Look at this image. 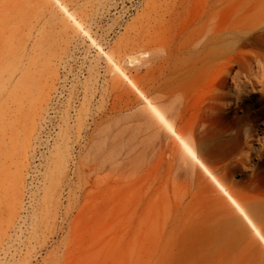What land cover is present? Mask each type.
<instances>
[{
  "label": "rangeland",
  "instance_id": "374dc122",
  "mask_svg": "<svg viewBox=\"0 0 264 264\" xmlns=\"http://www.w3.org/2000/svg\"><path fill=\"white\" fill-rule=\"evenodd\" d=\"M59 2L89 36L55 0H0V264H264L137 91L264 238V0Z\"/></svg>",
  "mask_w": 264,
  "mask_h": 264
},
{
  "label": "bare ground",
  "instance_id": "6f19581e",
  "mask_svg": "<svg viewBox=\"0 0 264 264\" xmlns=\"http://www.w3.org/2000/svg\"><path fill=\"white\" fill-rule=\"evenodd\" d=\"M61 7V9L64 11L66 17L68 20L72 21V23L79 27L80 29H82L84 31V29L82 28L80 19L72 12H70L65 5H62L59 0H55ZM84 33H87V31L85 30ZM89 36V35H88ZM89 38V37H88ZM91 40V38H90ZM93 42V41H92ZM42 46H46L48 47V45H50V36L44 40H42ZM11 49V48H9ZM16 50L18 52H20V49L16 48ZM15 49H13L12 51H7L5 57L2 58H6L7 55H11L10 59H13L15 56ZM145 54V53H144ZM107 56V55H106ZM1 58V59H2ZM109 59V61L111 60L108 56L106 57ZM138 59V58H137ZM131 61V60H130ZM31 64L34 67H39L41 66L40 63H37L35 61L31 62ZM114 67L117 68V70L124 76L125 74L121 71V69H119V67L114 64ZM41 71L37 70H31L28 68H24L22 70V75L20 77L19 80H16L15 84L13 85V92L15 94V101L19 102L21 100L22 97L29 99L30 97H36L39 94L40 91V78H41ZM127 81H129V83H131L133 86L134 84L132 83L131 80H129L126 77ZM136 88V87H135ZM137 91L140 93V95L146 100V102L148 103L149 107L151 108V110L157 115V117L161 120V122L167 127V129L176 137V139L179 141L182 149L199 165V167L209 176V178L212 180V182L225 194V196L233 203V205L235 206L236 210L240 213V215L243 217V219L248 223V225L252 228V230L255 232V234L261 239L262 243L264 244V238L262 237V235L260 234L259 230L256 228V226L253 224V222L250 220V218L247 216V214L245 213V211L242 209V207L231 197V195L226 191V189L223 187V185L212 175V173L206 168V166L204 165V163L198 158V156L195 154L194 149L188 144V142L179 134L177 133L174 128L172 127V125L165 119V117L163 116V114L154 106L150 103V101L137 89ZM32 115H30L29 117H31Z\"/></svg>",
  "mask_w": 264,
  "mask_h": 264
}]
</instances>
